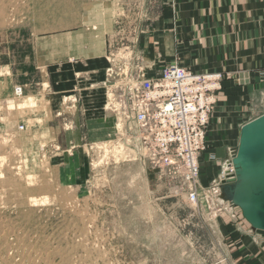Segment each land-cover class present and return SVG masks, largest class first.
I'll use <instances>...</instances> for the list:
<instances>
[{"label": "rangeland", "instance_id": "obj_1", "mask_svg": "<svg viewBox=\"0 0 264 264\" xmlns=\"http://www.w3.org/2000/svg\"><path fill=\"white\" fill-rule=\"evenodd\" d=\"M5 1L6 7L0 5V264H264V241H252L241 209L227 199L213 154L201 163L195 207L139 157L121 154L114 139L59 144L58 117L66 118L71 109L48 100L59 82L32 68V41L61 29L39 27L54 20L52 6L10 0L7 7ZM24 86L34 92L17 97L15 89L23 87L24 93ZM40 95L39 104L21 107L32 96L37 103L34 97ZM263 99L264 94L253 107L245 105L242 120L262 116ZM64 123L68 134L74 127ZM108 142L110 148L104 147ZM62 153L70 164L53 170ZM84 158L85 177L76 170Z\"/></svg>", "mask_w": 264, "mask_h": 264}, {"label": "crops", "instance_id": "obj_2", "mask_svg": "<svg viewBox=\"0 0 264 264\" xmlns=\"http://www.w3.org/2000/svg\"><path fill=\"white\" fill-rule=\"evenodd\" d=\"M37 2L52 6L54 11V20L39 27L61 29L45 32L32 41V68L46 77L53 75L59 82L53 96L47 91L41 93H47L54 106L71 109L66 118L58 117L61 146L69 141L81 145L83 137L90 142L115 139L116 117L105 109L103 84L109 51H123L125 45L132 47L133 59L148 77L157 76L174 61L196 74L230 76L218 93L201 163L210 154L218 167L230 160L238 149L242 127L258 118L244 121L240 116L245 105L253 107L264 94V0ZM27 88L24 86L23 97L26 91L34 92ZM41 97H34L37 104L42 102ZM63 97H73L74 101L63 104ZM64 122L74 127L68 134L61 129ZM66 154L54 158L53 170H64L70 164ZM86 166L84 158L76 168L84 177ZM218 169L221 171V167ZM248 226L252 241H264L262 231L253 232Z\"/></svg>", "mask_w": 264, "mask_h": 264}, {"label": "built area", "instance_id": "obj_3", "mask_svg": "<svg viewBox=\"0 0 264 264\" xmlns=\"http://www.w3.org/2000/svg\"><path fill=\"white\" fill-rule=\"evenodd\" d=\"M108 62L103 85L106 107L116 117L117 147L142 159L161 181L173 184L174 192L196 205L201 157L224 76L196 74L172 62L148 77L133 59L130 45L109 51ZM15 95L22 97L23 87L16 88ZM235 173L231 156L221 166L220 184L234 179Z\"/></svg>", "mask_w": 264, "mask_h": 264}, {"label": "water", "instance_id": "obj_4", "mask_svg": "<svg viewBox=\"0 0 264 264\" xmlns=\"http://www.w3.org/2000/svg\"><path fill=\"white\" fill-rule=\"evenodd\" d=\"M231 156L236 173L223 184L227 199L241 209L253 232H264V115L242 127Z\"/></svg>", "mask_w": 264, "mask_h": 264}, {"label": "bare ground", "instance_id": "obj_5", "mask_svg": "<svg viewBox=\"0 0 264 264\" xmlns=\"http://www.w3.org/2000/svg\"><path fill=\"white\" fill-rule=\"evenodd\" d=\"M5 2L8 3V4H7V7H8V5L10 4V0H6ZM11 3H12V2H11ZM0 5H1V6H4V4L1 2V0H0ZM4 7H6V6H4ZM6 9H7V8H6ZM6 9H5V10H6ZM1 14H2V13H1ZM0 16H1V15H0ZM4 16H5V15H4ZM4 18H5V17H4ZM5 20H6V19H5ZM5 22H6V21H5ZM9 22H10V21H9ZM69 99H70V98H67L66 100L69 101ZM70 100H71V99H70ZM25 101H26V104H25V102H24L23 104H21V107H23V105H27V104H28V108H29V107H31L32 105L37 104V103L35 102V100L33 99V97H30L29 100H25ZM15 106H16V105H14V104H12V103L10 104V108H11V109H12V108H13V109L16 108ZM115 145H116V144H115ZM107 147H109V146H107ZM107 147H106V148H107ZM109 148H110V147H109ZM115 148H117V149L120 150V147H116V146H115ZM123 150H125V149L120 150V153L124 155V153L126 154V152H124ZM122 151H123L124 153H122ZM129 153L132 154L130 151H129ZM134 155H135V154H134ZM128 156H129V154H128ZM141 160H142V159H141ZM225 172H230V170H226ZM200 178H201V177H200ZM198 189H199V188H198ZM202 190H204V189H202ZM209 190H210V189H209ZM175 193H176V192H175ZM28 200H29V199H28ZM29 201H30V200H29ZM36 203H37L36 200H31V202H30V204H33L34 206H36V205H35ZM191 205H192V204H191ZM29 206H30V205H29ZM195 207H196V205H195ZM197 207H198V206H197ZM5 220H6V219H5ZM8 234H9V233H8ZM33 238H34V237H33ZM4 240H5V239H4ZM6 242H7V241H6ZM44 247H45V246H44ZM44 249H45V248H44ZM6 250H7V249H6ZM37 253H38V252H37ZM45 253H46V252H45ZM41 256H42V255H41Z\"/></svg>", "mask_w": 264, "mask_h": 264}]
</instances>
